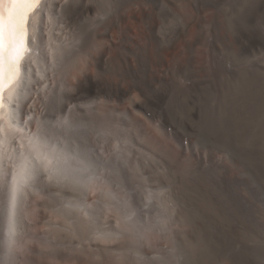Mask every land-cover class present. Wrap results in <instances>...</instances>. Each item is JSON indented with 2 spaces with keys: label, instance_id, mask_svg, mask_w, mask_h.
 Returning a JSON list of instances; mask_svg holds the SVG:
<instances>
[{
  "label": "rangeland",
  "instance_id": "374dc122",
  "mask_svg": "<svg viewBox=\"0 0 264 264\" xmlns=\"http://www.w3.org/2000/svg\"><path fill=\"white\" fill-rule=\"evenodd\" d=\"M48 7L44 57L51 65V45L61 57L38 76L23 117L98 162L103 179L89 194L37 183L19 203L12 238L0 185V264H69L86 235L67 236L73 221L92 243L111 245L116 252L104 253L122 256L120 264H264V0H49ZM225 120L253 144L249 164L195 140L193 126ZM189 168L195 182L186 185ZM107 202L116 216V204H128L146 220V236L126 229L123 215L109 227Z\"/></svg>",
  "mask_w": 264,
  "mask_h": 264
},
{
  "label": "bare ground",
  "instance_id": "6f19581e",
  "mask_svg": "<svg viewBox=\"0 0 264 264\" xmlns=\"http://www.w3.org/2000/svg\"><path fill=\"white\" fill-rule=\"evenodd\" d=\"M120 2H122V1H120ZM48 4H49V0H41L40 8L37 9V11L30 16V19H29V49H30V57H28L24 61H22L20 77H19V83H18V85L14 86V88L11 91H5V106L3 108H0V185L4 187L2 189H5V195L4 196H6V200L5 201L7 202V223L5 225L7 226V232H8V236L10 238H12L15 235L14 233H16V230H17L16 218L19 217V215H17V212L20 211V210L17 211L19 203L22 202L21 200L23 199V197L25 196L27 191L29 189H31L37 183H39V182H41L43 180L44 181L48 180V181H51V182H54V183H57V184H60V185L70 186V187L74 188L75 190L76 189L79 190L82 193H85V194L88 193L89 194L90 192H92L94 190L97 191V189L101 188V182H102V179H103L102 178L103 176L100 173V169H99L100 166L97 167V164H95V162H93L92 159H90L91 157L89 158L86 155H83L82 153L70 148L71 146L69 147L68 145H66L68 143H65V142L61 141L59 138H58L59 144L54 145L50 150H47L44 147H39V151L41 153V156L42 157L46 156L47 160H45L43 158L38 160L36 158L37 153H36V151H34V148L39 146L40 142H38L35 139L33 134L37 133L38 131H45L46 129L43 130V128L41 129L38 125L33 127L30 124L31 122H29L28 120H25L24 117H23L24 107L26 106L27 102L29 101L30 93H31V90L33 88L34 83L38 82V76H43L44 74H46V72L47 73L49 72L48 70L51 68V66H53V64H55L56 56L58 54V52L56 50V47L52 46L50 44L51 46H49L50 47V49H49V58L51 59V63L52 64L50 65L48 62H46V60H45L46 57H44V49H45L44 46L46 47V44L44 43L45 44L44 45L43 41H42V37H43L42 36V29H43L44 23L46 22V16H47L48 8H49ZM3 7H4V5L0 4V8H3ZM57 27H58V25H57ZM51 43L53 44V42H51ZM107 48H108V46L104 47V49H103V51L101 53L102 57L105 55V50H107ZM58 51H60V50H58ZM46 54H48V53L46 52ZM61 54H62V51H61ZM58 56H60V55L58 54ZM47 60H48V57H47ZM156 60L157 61H163L162 54L157 55L156 56ZM26 67L28 69H30V71H26L25 70ZM46 76H47V74H46ZM40 85H42V84H40ZM48 86L50 87V84H48ZM119 90H122V89H119ZM122 92H124V91H122ZM46 93H47V91H46ZM9 95H11V97H12L11 102H9L8 99H7V97ZM139 104L140 103L136 101L133 105H135L136 107H139ZM25 109H27V112H32V114H33V105H30L28 108H25ZM33 115H36V114H33ZM48 117H50V116H48ZM37 123H38V118H37ZM52 127H54V126H52ZM65 132H67V131H65ZM83 157H87L88 159L85 160L83 162V164L82 163H78V161H81L83 159ZM49 161H50V163H49ZM85 165H87V167H85ZM139 166H140V164H139ZM136 169H138V168H136ZM21 171L23 172V180L22 181H20L19 178H18V173L21 172ZM102 186H103V184H102ZM14 187H15V207H14V214H13L14 226H13V230L10 232L9 231V222H8V208H9V205H10V201H11V198H12V193H13V188ZM105 187H108V185L105 186ZM116 193H117V191H116ZM4 196L2 198H5ZM119 196H121V195H119ZM84 197H86V196H84ZM114 197L116 198L117 196H114ZM84 199H86V198H84ZM96 200H94L93 202L97 203ZM89 203H90V201H89ZM4 204H6V203H4ZM107 204H108V202H107ZM125 205H126V203H125ZM125 205L116 204V206L120 210H122V213L120 215H118V216H119V218H121L120 216L123 215V218L125 219L124 220L125 228L129 229V230L130 229L131 230H135V231L139 232L140 235L141 234L145 235L148 232L147 231L145 233L146 228L148 226L147 227L146 226H142L141 223H144V225H145L146 220L144 218H141V219L139 218L141 220L140 221L138 218H134V216L132 214V209L128 206V204L126 206ZM127 206L129 208H125ZM104 207H102V208H104ZM113 207L114 206L112 204H108V207H107L106 213H105L106 217H104L105 223H108L110 225L109 227H113L114 220L117 222V218H118V216H116L113 213L114 212V208ZM170 209H173V208L170 207ZM21 210H22V208H21ZM99 210H100V208H99ZM102 211H105V210L102 209ZM153 211H156V210H153ZM91 213H93V212H90V215H91ZM154 214H155V212H154ZM143 215H145L144 212H143ZM174 215L170 213V217H172ZM162 218H165V217H162ZM84 221H85V219H84ZM119 222H118V224H119ZM77 223H78V221H77ZM150 223H152V222H150ZM67 224L69 225V223H67ZM67 224H66V226H68ZM124 224H122V225H124ZM21 225H22V223H21ZM71 225H69L68 228H71L72 231H71V233L67 234V236L68 235L73 236V234H78V230H80V229H83V231H84V233L86 235H84V236H82L80 238V241L78 242L79 246L76 248V250H73L74 253L71 254V256H69V258L68 257L66 258V260H67V262H69V264H82V263H85V264H120L121 263V262H119L121 259L118 258V257H122V256L118 255V257H116V256L111 255L112 254L111 251L113 249V248L110 247L111 245L110 246H108L109 244L104 245L102 242H101L102 244L101 243H96V242L92 243V238L89 237V233H86L87 229L82 223H79V224L76 225V223L73 221L71 223ZM88 225H91V223H88ZM20 227H22V226H20ZM3 228L5 229V227H3ZM21 231H22V229H21ZM148 236L150 237V235H147V237ZM10 238H8V239H10ZM111 238H113V237L111 236ZM178 238H180V237H178ZM98 239H100V238H98ZM13 240H15V239H13ZM85 240H88L89 242H85ZM112 241H115V240L113 239ZM74 243L72 244L73 246L75 245ZM168 246H169V244H168ZM116 248H117V245H116ZM176 248H178V246ZM73 249H74V247H73ZM71 251H72V249H71ZM104 251L105 252H110L111 254L110 255L108 253L105 254ZM114 255H116V254H114ZM126 256H127V254H126ZM146 257H147V255H146ZM180 259H182V258H180ZM178 260L179 259L176 260L177 263L180 262V261L178 262ZM124 261H125V259H124ZM184 264H186V263H184Z\"/></svg>",
  "mask_w": 264,
  "mask_h": 264
},
{
  "label": "snow or ice",
  "instance_id": "6c2138e0",
  "mask_svg": "<svg viewBox=\"0 0 264 264\" xmlns=\"http://www.w3.org/2000/svg\"><path fill=\"white\" fill-rule=\"evenodd\" d=\"M4 7L0 8V108L5 106V91H11L14 86L18 85L21 63L30 57L29 49V19L30 16L40 8L41 0H0ZM26 71H30L26 67ZM261 94L264 97V77H261ZM11 102L12 97H7ZM261 120L264 121V102L261 107ZM106 129L119 133L122 139H126V133L120 130L114 124L105 125ZM193 136L199 143H212L220 147L228 159L239 160L243 164H249V158L253 149L251 141L240 139L233 131V124L230 120H225L224 125L220 128L201 125L192 127ZM35 139L40 142L39 146L34 148L36 158L47 160L46 156H41L39 147L50 150L54 145L59 144V140L52 131H38L34 133ZM83 157L78 163L87 160ZM50 163V161H49ZM250 166V165H249ZM87 167V165H85ZM97 167L99 163L97 162ZM20 181L23 180V172L18 173ZM172 179L171 173L164 176L165 181ZM186 185L195 182V177L191 169H186L184 177ZM138 187V185H137ZM174 197L179 200L180 192L177 190ZM202 198L206 199V194L201 193ZM15 207V187L13 188L12 198L8 208L9 231L13 230V214ZM231 217H225L230 219Z\"/></svg>",
  "mask_w": 264,
  "mask_h": 264
}]
</instances>
